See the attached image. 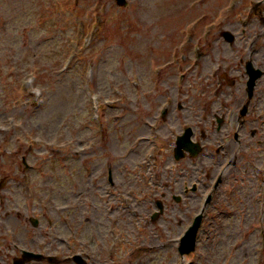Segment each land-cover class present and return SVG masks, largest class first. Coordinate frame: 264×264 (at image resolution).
<instances>
[{"label":"rangeland","instance_id":"obj_1","mask_svg":"<svg viewBox=\"0 0 264 264\" xmlns=\"http://www.w3.org/2000/svg\"><path fill=\"white\" fill-rule=\"evenodd\" d=\"M127 1L128 7L123 8L116 7L114 0H0V174L7 176L0 193V234L7 235L11 244L45 255L60 250L61 257L67 256L59 238L68 230L58 222L55 207L70 201L82 207L72 219L75 230L83 240H90L97 254L106 221L102 218L100 198H92L89 190L93 185H103L98 178L105 170L103 159L118 152L116 156H121L125 165L130 161L135 164L138 157H128L125 151L133 148L144 151L150 145V142L140 143V139L146 141L145 137L149 136L144 122L157 124L151 120V115L164 95L176 100L174 76L184 71L182 67L167 68L166 71L162 65L171 61L172 53L179 51L176 45L180 43L189 20L185 7L190 0ZM222 2L219 0L218 6ZM77 15L85 24L96 15L95 24L100 29L84 45H79L75 38L76 44L71 46L67 55L68 67L59 71L57 68L62 55L67 53L68 41L74 34H79V28L76 33L73 31ZM95 24L90 26L89 34L92 29H97ZM253 48L258 53L252 61L255 66L264 68V64L258 62H264V41H258V47ZM233 54L223 45L211 57L232 61ZM157 64L162 75L160 90L154 93V67L149 65ZM30 71L37 74L34 83L31 78L24 77ZM132 80L137 81V90L132 89ZM203 87L190 80L181 88L184 98L187 94L189 97L182 101V111L173 113L178 124L158 133L160 141L157 139L155 145L162 148L163 177L178 174L179 169L182 180L187 177V181L194 174L196 163L210 165L211 150L207 151V148L211 147L209 139L214 138L212 132L203 141L199 136L204 152L191 159L192 162L185 159L175 163L173 145L164 140L173 139L180 133L176 129L183 125L181 122L194 123L198 119V111L194 108L198 101L190 98L195 95L201 101ZM241 91L238 85L232 89L224 88L215 105L236 101ZM256 91V97L264 99V79L258 83ZM148 96L151 97L147 99ZM116 97H121L124 102L121 108L115 103L111 108L101 110L107 127L105 148L99 154L100 149L96 151L93 157L84 155L87 128L90 127L87 125L91 123L94 129L97 123L91 100L96 106V99L102 104L105 99ZM263 128L259 127L258 135L251 138L252 143L260 141L262 144L259 149L252 147L251 160L257 168L264 162ZM246 137V140L250 139L249 135ZM120 140L122 147L117 149L116 143ZM237 152L231 150L227 153L235 156ZM132 153L137 155L136 151ZM24 156L30 165L28 172L19 168ZM214 161L215 166H219L224 158ZM82 163H90L87 177ZM240 165H245V161ZM257 168H251L246 178L237 174L228 176L223 186L225 194L215 197L204 217L197 250L183 264L190 261L193 264H229L227 260L230 264H263L264 248L258 241L250 240L236 252H231L229 246L235 234H245L247 238L254 230ZM117 176L121 181L122 177ZM26 187L32 192L30 199ZM96 192L102 191L98 189ZM89 202L91 208L90 204L86 205ZM195 202L188 200L186 203L190 205L184 202L181 208H193ZM165 204L168 214L156 223V229L145 231L139 239L129 238L126 245L118 249L115 262L111 264H180L175 239L192 216L181 215L170 199ZM216 214L221 218L217 224L224 222V227L213 231L208 220ZM30 217L39 220L37 228L29 224ZM100 261L101 258L97 257L94 264Z\"/></svg>","mask_w":264,"mask_h":264},{"label":"flooded vegetation","instance_id":"obj_2","mask_svg":"<svg viewBox=\"0 0 264 264\" xmlns=\"http://www.w3.org/2000/svg\"><path fill=\"white\" fill-rule=\"evenodd\" d=\"M204 5L200 6V8L188 9L187 13L191 11V18L195 19L196 22L205 24L207 27L206 31L197 32V36L200 39H211L215 38L217 40V44L220 43L219 36L222 30H226L234 35V38L240 46L241 49L247 50L251 52V45L247 46L248 43L246 41L256 39V40H264V26L263 29L259 27L248 26L246 29H243L239 26L240 21L247 22L248 25H251L252 22L260 23L264 22V0H240L239 6L243 10L242 12L233 13L231 12L227 15L224 20V24L219 21V8L218 5L215 4L216 0H211V2L203 1ZM193 10V11H192ZM247 19V20H246ZM242 59L240 58V61ZM160 90V89H159ZM158 90V92H159ZM177 92L174 93V98H177ZM169 98L168 95H164L161 102L157 105L154 112V119L158 117V109L160 104L163 101H167ZM157 99V98H156ZM181 108V106H178ZM166 118H164L162 125L170 121V125L175 124L174 118L171 112L165 113ZM0 264H10L9 258L5 253L4 249H0Z\"/></svg>","mask_w":264,"mask_h":264},{"label":"water","instance_id":"obj_3","mask_svg":"<svg viewBox=\"0 0 264 264\" xmlns=\"http://www.w3.org/2000/svg\"><path fill=\"white\" fill-rule=\"evenodd\" d=\"M117 1H118L119 4L122 3V0H117Z\"/></svg>","mask_w":264,"mask_h":264}]
</instances>
